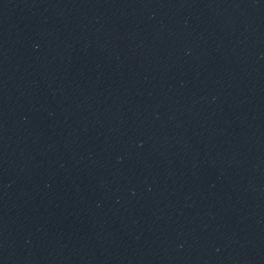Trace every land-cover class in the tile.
I'll return each instance as SVG.
<instances>
[{
	"label": "water",
	"instance_id": "1",
	"mask_svg": "<svg viewBox=\"0 0 264 264\" xmlns=\"http://www.w3.org/2000/svg\"><path fill=\"white\" fill-rule=\"evenodd\" d=\"M0 264H264V0H0Z\"/></svg>",
	"mask_w": 264,
	"mask_h": 264
}]
</instances>
